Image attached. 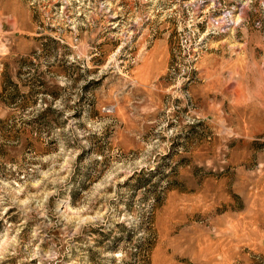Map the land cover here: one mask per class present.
<instances>
[{
    "label": "rangeland",
    "instance_id": "374dc122",
    "mask_svg": "<svg viewBox=\"0 0 264 264\" xmlns=\"http://www.w3.org/2000/svg\"><path fill=\"white\" fill-rule=\"evenodd\" d=\"M0 264H264V0H0Z\"/></svg>",
    "mask_w": 264,
    "mask_h": 264
}]
</instances>
